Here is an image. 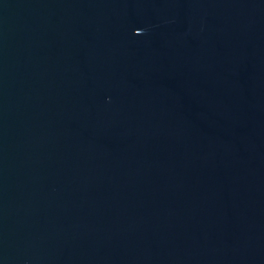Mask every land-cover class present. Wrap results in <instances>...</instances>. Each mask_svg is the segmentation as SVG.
<instances>
[{
  "label": "water",
  "instance_id": "95a60500",
  "mask_svg": "<svg viewBox=\"0 0 264 264\" xmlns=\"http://www.w3.org/2000/svg\"><path fill=\"white\" fill-rule=\"evenodd\" d=\"M0 264H264V0H0Z\"/></svg>",
  "mask_w": 264,
  "mask_h": 264
}]
</instances>
